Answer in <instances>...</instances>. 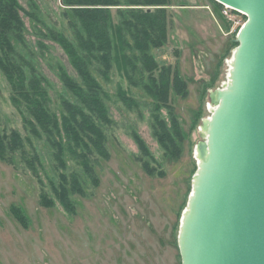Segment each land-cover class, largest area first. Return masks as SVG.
I'll return each instance as SVG.
<instances>
[{"label":"rangeland","instance_id":"obj_1","mask_svg":"<svg viewBox=\"0 0 264 264\" xmlns=\"http://www.w3.org/2000/svg\"><path fill=\"white\" fill-rule=\"evenodd\" d=\"M36 1L49 25L65 24L59 0ZM166 8L167 40L154 54L169 71L165 77L174 75L161 116L169 123L171 107L179 120L186 135L180 154L164 155L153 135L152 100L114 73L106 87L113 121L106 130L108 158L95 167L97 186L80 175L86 195L71 196L73 209L65 210L58 202L46 206L42 199L43 194L52 197L50 181L57 183L60 172L49 147L38 145L43 164L36 172L39 178L16 156L14 166L0 161V264H181L177 240L197 169L199 125L210 116L209 90L227 82L235 34L244 18H224L214 0H169ZM50 54L60 57L61 51L51 48ZM46 73L56 84L51 96L57 108L56 93L62 86L50 68ZM177 75L184 88L172 85ZM118 84L141 102L134 111L116 100ZM22 126L0 73V131L18 129L25 135ZM136 137L154 160L142 155ZM145 161L153 174L144 170ZM79 170L68 160V174Z\"/></svg>","mask_w":264,"mask_h":264},{"label":"trees","instance_id":"obj_2","mask_svg":"<svg viewBox=\"0 0 264 264\" xmlns=\"http://www.w3.org/2000/svg\"><path fill=\"white\" fill-rule=\"evenodd\" d=\"M59 1L65 21L61 27L43 19L36 0H0V73L26 133L0 131V161L14 166L16 156L39 178L36 172L43 164L38 145L49 147L60 172L57 183L50 181L52 197L43 194L42 199L46 206L58 202L71 210V196L86 195L80 175L97 186L95 167L108 158L106 130L113 121L106 87L114 73L152 100L153 135L165 156L179 155L186 135L171 107L169 123L161 116L171 98L173 74L165 77L169 71L159 65L154 51L167 40L169 0ZM51 48H58L61 56L50 54ZM48 68L62 86L57 108L51 96L57 88ZM176 80V89L186 86L179 75ZM115 98L129 111L141 104L121 84ZM136 139L142 155L154 160L146 143ZM68 160L80 170L68 174ZM143 168L154 173L147 161Z\"/></svg>","mask_w":264,"mask_h":264},{"label":"water","instance_id":"obj_3","mask_svg":"<svg viewBox=\"0 0 264 264\" xmlns=\"http://www.w3.org/2000/svg\"><path fill=\"white\" fill-rule=\"evenodd\" d=\"M214 1L246 21L227 82L208 92L177 244L181 264H264V0Z\"/></svg>","mask_w":264,"mask_h":264},{"label":"built area","instance_id":"obj_4","mask_svg":"<svg viewBox=\"0 0 264 264\" xmlns=\"http://www.w3.org/2000/svg\"><path fill=\"white\" fill-rule=\"evenodd\" d=\"M221 15L227 19L236 17V22L238 20V17H243V15L240 12L233 10L232 8H230L226 5L222 6ZM229 20H231V19H229Z\"/></svg>","mask_w":264,"mask_h":264},{"label":"bare ground","instance_id":"obj_5","mask_svg":"<svg viewBox=\"0 0 264 264\" xmlns=\"http://www.w3.org/2000/svg\"><path fill=\"white\" fill-rule=\"evenodd\" d=\"M224 19V18H223ZM229 61H230V59H229ZM211 108V107H210Z\"/></svg>","mask_w":264,"mask_h":264}]
</instances>
